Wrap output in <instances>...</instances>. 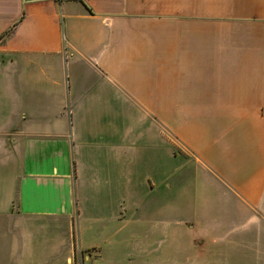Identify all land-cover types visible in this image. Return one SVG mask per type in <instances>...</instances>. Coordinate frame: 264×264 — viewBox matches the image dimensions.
Segmentation results:
<instances>
[{
    "label": "crops",
    "instance_id": "0c3cea01",
    "mask_svg": "<svg viewBox=\"0 0 264 264\" xmlns=\"http://www.w3.org/2000/svg\"><path fill=\"white\" fill-rule=\"evenodd\" d=\"M86 248L264 264V0H0V264Z\"/></svg>",
    "mask_w": 264,
    "mask_h": 264
},
{
    "label": "built area",
    "instance_id": "2783aa9c",
    "mask_svg": "<svg viewBox=\"0 0 264 264\" xmlns=\"http://www.w3.org/2000/svg\"><path fill=\"white\" fill-rule=\"evenodd\" d=\"M92 250L77 249L74 253L73 259H68L67 264H91L88 258H90Z\"/></svg>",
    "mask_w": 264,
    "mask_h": 264
},
{
    "label": "rangeland",
    "instance_id": "374dc122",
    "mask_svg": "<svg viewBox=\"0 0 264 264\" xmlns=\"http://www.w3.org/2000/svg\"><path fill=\"white\" fill-rule=\"evenodd\" d=\"M19 227L23 230V233L24 231L26 230V227L22 224V223H19ZM76 234V233H75ZM76 239H77V234H76ZM4 248V249H3ZM8 248V245L4 244V242L2 241V254H4V250ZM12 248V246H11ZM87 249V248H86ZM77 250V249H76ZM89 250V249H87ZM24 261H29V258L27 259H24ZM28 263V262H27ZM51 263V262H50ZM30 264V263H29ZM49 264V263H48Z\"/></svg>",
    "mask_w": 264,
    "mask_h": 264
}]
</instances>
